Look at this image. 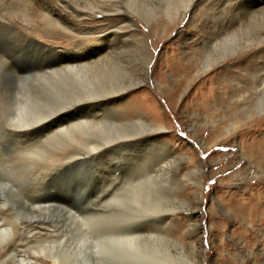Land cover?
Returning a JSON list of instances; mask_svg holds the SVG:
<instances>
[{
	"label": "rangeland",
	"instance_id": "rangeland-1",
	"mask_svg": "<svg viewBox=\"0 0 264 264\" xmlns=\"http://www.w3.org/2000/svg\"><path fill=\"white\" fill-rule=\"evenodd\" d=\"M67 1L69 6H63L73 23L80 24V33L45 27L55 35L48 45L58 51H72L78 38L86 40L84 45L91 43L99 32L107 29L109 24H104L105 20L119 22L120 17L114 14L101 18L99 14H92L88 16L89 21L79 22L69 8L92 11L103 1ZM169 1H110L132 19L133 29L125 38L128 41L142 39L143 55L148 58L143 66L140 59L134 57L137 56L135 50V54L120 56L124 67L129 65L135 70L127 74L139 85L130 87L115 106L131 104L133 116H138L139 112L147 114L149 109L155 112L158 120L152 121L163 127L156 140L171 147L168 153L148 145L127 143L122 148L117 145L119 149L109 147L101 156L103 159L90 157L81 165L72 164L60 173L51 174L64 165L68 155L53 160L46 152L56 149L55 153L61 151L66 155L77 148L80 152L85 150V145L58 150L52 148L51 143L26 141L28 144L24 145L6 136L17 86L14 80L4 79L0 74L4 88L9 91L3 96L0 93V229L12 230L1 243L5 252L0 248V262L4 260L0 264L32 261L31 264H51L53 256L59 257L56 259L60 264H72L74 260L76 264H96L92 258L93 247L112 232L123 233L124 220L132 222L149 244L162 247L164 261L160 264H264V226L259 222H264V170L258 169L261 168L258 159L247 160L242 154V142L247 141V135L238 130L227 140L213 133V123L235 122L228 117L234 96L222 105L208 99L204 110L196 109L194 104L199 88L203 94H209V83L214 89L220 85L239 88L240 79L225 78L229 72L234 70L235 74L242 75V66L263 62L264 14L257 17L230 15L218 11L221 0H198L182 16L170 20L165 4ZM178 1L179 10L187 0ZM56 3L59 5L58 1ZM205 42L216 56L203 68H199L200 63L196 61L199 67L184 70V66L195 61L198 52L205 50ZM242 55L246 56L240 58ZM120 80L127 82L123 77ZM238 95L235 98L241 99V95L246 94ZM260 116H264V105L254 111V118ZM239 118L249 120L245 114ZM149 126L152 130L156 128L153 122ZM261 133L264 134L263 129ZM151 161H154L152 165ZM130 167L136 173L131 172ZM144 174L153 175L154 182L146 181ZM126 178L133 179V184H126ZM110 181L112 183L108 184ZM131 190L140 193L144 190L138 198L139 202L143 201L141 205L133 201L132 204L126 198ZM124 206H131L126 208L133 214L126 208L124 211ZM116 211L118 214L127 212L129 217L112 214ZM117 224L122 226L119 228Z\"/></svg>",
	"mask_w": 264,
	"mask_h": 264
},
{
	"label": "bare ground",
	"instance_id": "bare-ground-1",
	"mask_svg": "<svg viewBox=\"0 0 264 264\" xmlns=\"http://www.w3.org/2000/svg\"><path fill=\"white\" fill-rule=\"evenodd\" d=\"M56 1L59 2L60 6ZM102 1L103 4L100 7L95 6V8H92V11L77 8L69 9H71V13L74 14L73 17L79 22L89 21L90 18L88 16L92 14H99L100 18L105 17L107 14H109V16L112 14L118 15L120 17L119 22L115 20H105L104 24H109L106 26L107 29L104 32H99V35H96L91 43L84 45L86 40L83 42L78 38L75 40L72 51H58L48 45V41L53 40L54 34L47 32L45 27L55 28L60 31L70 30L71 32V30H73L77 34L80 33L78 29L80 24L75 25L73 23L70 15H68L65 10L66 8L63 6L64 4L69 6L67 0H0V74H2V78L4 79L9 78L14 80L17 86V93L14 94L13 97L12 111L10 110V125L5 128L6 136L18 143H25L26 141H35L46 145H50L51 143L54 145L52 148H58V150L64 147L71 149L73 145L76 147H79L77 145L80 144L85 145V150L80 152L78 148H74L75 150H72L71 153L66 155H63L61 151L55 153L57 150H52V148L50 150L53 152H46L53 160H56L58 156L63 157L68 155L67 161L62 163L64 165L56 170L55 173L51 174L60 173V171L69 165L72 166V164L76 165L79 163L81 165V162L90 157H101L104 153L106 154L111 147L120 145L119 148H122L121 146L127 143H136L141 146L148 145L150 147L162 149L167 153L171 150V147L164 146V144L156 140L163 127L155 124L154 121L158 120V116L155 112H150L149 109L147 114L137 112L138 116H133L131 104L115 106L116 101L119 100L130 87L139 85V83L133 81L130 74H127L135 70L129 65L128 67H124L120 56H122L123 53L135 54V51H137V56L134 57H137V60L140 59V63L143 66L147 64L148 58H145L143 55L144 42L142 39L128 41L125 38L126 35H129L130 30L133 29L132 19L129 18L116 3L110 2L111 0ZM177 1L178 0H170L168 3H165L167 4V17L170 20L182 16L185 11L194 7L198 0H187L184 5L181 3L183 6L182 8L179 7L181 8L179 10L177 8ZM181 1L178 2L180 3ZM217 9L218 11L230 15L257 17L264 14V0H221L217 5ZM140 18L150 26V23L145 18ZM84 34L86 35V32ZM68 36L72 35L69 34ZM206 39L211 41L210 38ZM208 44H206V46ZM132 46H134V48H132ZM215 56L216 54L212 53L211 47L207 46L203 52H198L196 54L194 62H190L189 65L184 66V70H187L190 66L197 67L198 63H200V67H198L203 68L204 65L209 63ZM245 56L246 55H242L240 58H244ZM262 61L260 65L247 64L242 66V71H244L242 75L235 74L236 72H234V70L229 72L225 78L229 81L231 79L233 80V77L240 79L241 85L239 88L232 89L230 85H220L218 88L214 89L211 83H209V94H203L199 88L196 94V100H194L196 109L204 110L206 109V101L208 99H213L217 105H222V103L226 102V99H230L234 96V106L232 105L233 107H231V112L228 117L229 119H235V122H229L226 125L223 123H213L215 125H213L214 136L228 140V137L238 130L247 135V141L242 142V154L246 156L247 160L248 158L252 160L255 158L258 159V166L261 167H258L259 170H264V134L262 135L261 133L262 129L264 130V116L254 118V111L257 107L264 105V60ZM128 62L131 63V61ZM194 63H196V65ZM122 77L125 78L127 82L120 80ZM4 79L0 80V93L2 96L5 95L6 92H9L4 88L1 82ZM177 83L178 82L174 84V90L177 87ZM241 93L246 95H241ZM222 94L224 96H222ZM237 94H239L238 96L241 95V99L235 98ZM143 103L144 102H141V106H144ZM243 114L249 118L248 121L239 118L240 115L243 117ZM152 122L156 125L154 130L149 126ZM254 133H258L259 135L254 136ZM26 144L28 143L24 145ZM126 146L127 145H125V147ZM129 148L132 149V146ZM144 155H146V153ZM138 156L141 157V155ZM98 159L100 160V158ZM144 160L147 161L146 159ZM135 162H133L134 165ZM152 162L154 161L150 162L151 165ZM162 164H164V162ZM131 167V172H133ZM162 167L163 166H161V168ZM166 169L164 170L166 171ZM160 170L163 171V168ZM126 171L130 173V170ZM138 171L141 172L140 170ZM162 171L159 173L162 174ZM133 173L136 172L134 171ZM133 176L135 177V175ZM135 178H137V176ZM143 178L146 181L154 182L153 175L144 174ZM106 180L109 179L106 178ZM132 180L128 179L124 181L126 184L131 185L133 184L131 182ZM111 181L108 184L112 183ZM154 185H156V183H154ZM138 191L131 190L130 195L126 198H129L131 202L140 203L141 205L143 201L139 202L138 198L142 196L141 193L144 190H142L141 193ZM157 194L158 192L156 195ZM124 200L122 199L121 203ZM147 200L148 199L145 201ZM133 202L132 204H134ZM143 205L147 206L146 203ZM40 206L42 207V205ZM131 206L129 207L131 208ZM126 207H123L124 211ZM119 209L123 211L121 207ZM129 209H127V211ZM121 211L119 214L117 211L112 214L115 213L116 216L118 214L123 217L128 215L127 212ZM129 211L132 213V210ZM249 219L251 221L253 220V218ZM124 221L121 223L124 227L123 233L115 234L112 232L106 237L100 238L99 240L97 239L98 242L93 247V252L96 255L93 254V261H96V264H160L164 261V253L163 250H161L162 247L149 244L145 240L143 234H141L142 232L138 233V229L132 222L129 224L127 220V223ZM259 222L263 223L264 226L262 220ZM9 231L12 230H8V228L0 229L1 249V243L4 238L8 237ZM2 250L4 251V249ZM10 253L9 255L12 256ZM168 255L169 254H167V256ZM56 257H51V264H60L58 263L60 261L57 260L59 257H57V259ZM74 258L76 259V257ZM21 260L22 259H20V261ZM167 262L168 261H166V263ZM31 263H33V261ZM31 263L28 262L27 264ZM66 264L68 263L66 262Z\"/></svg>",
	"mask_w": 264,
	"mask_h": 264
}]
</instances>
